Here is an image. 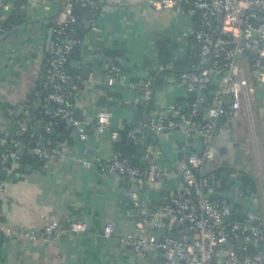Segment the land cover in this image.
Returning a JSON list of instances; mask_svg holds the SVG:
<instances>
[{
	"label": "crops",
	"instance_id": "0c3cea01",
	"mask_svg": "<svg viewBox=\"0 0 264 264\" xmlns=\"http://www.w3.org/2000/svg\"><path fill=\"white\" fill-rule=\"evenodd\" d=\"M153 1L156 0H105L103 7L92 16L89 29L83 27L81 39L75 37L76 44L81 46L68 64L69 73L78 78L70 79L66 89L73 95L72 102L68 103L71 113L88 125L87 139L78 140L74 130L67 129L69 126L65 123L62 129L51 128L56 129V135L50 134L53 140L45 144H54L58 156L50 164L40 161L31 152V142L44 143L40 135L44 127L32 122L33 117L28 114L30 108L37 107L38 101L28 103L37 97L45 81L48 53L45 43L49 31L64 19L63 0H27L21 7L24 22L7 32L9 35L0 43V140L20 137V124H24L26 130L29 127L30 136L39 137L20 142L17 159L0 171V179L5 182L0 197V227L14 233L10 237L0 234V264L157 263V253H150L148 260L143 261L118 241V236L132 231L131 203L124 193L129 185L144 204L160 207L171 196L176 182L172 181L162 190L147 189L144 181L135 180L115 186L96 169L82 164V160L93 156L109 161L114 153L115 142L108 134H97L91 126L99 111L113 112L109 131L119 134L147 118L145 109H138L142 106L141 92L130 90V82L154 77L151 117L168 114L171 106L182 107L186 100L185 89L167 82L165 77L172 70L192 69L198 62V45L192 36L184 35L196 27V18L186 7L156 9L151 5ZM160 40L168 42L170 61L166 64L158 55L156 43ZM83 67L90 68L87 78L82 77ZM112 69L120 71L124 79L108 86L106 80ZM247 77L256 87L251 118L242 112L240 117L227 116L220 121L213 140L216 157L207 163L203 173L211 175L214 181V202L231 203L233 215L238 212L237 217L245 216L243 209L249 207L262 222L264 83H259L250 71ZM176 136L164 133L156 137L157 149L162 152L165 164L178 158ZM233 143H239L246 151L242 164L233 162ZM22 146L25 150L20 153ZM221 149L224 153H220ZM230 179H235L234 189L240 187L244 192V203L230 201ZM70 220L87 223L88 231L70 233ZM47 221L59 223L64 232L44 242L42 229ZM107 223L115 227V236L110 239L102 235ZM261 224L264 229L263 222Z\"/></svg>",
	"mask_w": 264,
	"mask_h": 264
},
{
	"label": "built area",
	"instance_id": "2783aa9c",
	"mask_svg": "<svg viewBox=\"0 0 264 264\" xmlns=\"http://www.w3.org/2000/svg\"><path fill=\"white\" fill-rule=\"evenodd\" d=\"M104 1L63 0L64 19L52 29L54 38L47 53L42 84L45 92L43 113L53 121L44 126L46 133L51 131L52 123L63 120L74 130L78 140L87 139L88 125L74 118L67 104L73 95L67 91L66 83L78 78L67 70L69 56L76 45L67 28L79 24L73 13L75 5L94 16ZM12 2L0 0V22L13 10ZM151 5L156 9L187 7L196 18V27L184 35L192 36L198 45L197 65L192 69L172 70L165 77L167 82L185 89L184 110L178 104L173 105L168 114L159 113L138 121L127 132V138L135 145L148 141L143 154L145 170L127 164L115 153L109 161L93 156L82 160V164L96 169L115 186L135 180L144 181L147 189L162 190L172 181L176 182L171 196L160 207L144 204L129 185L125 189L124 195L131 203L132 231L118 236V241L141 260L147 261L150 253L155 252L159 256L156 264H264V229L260 217L248 207L244 219H232L231 203L214 202L212 176L203 173L206 164L216 157L213 140L220 121L227 116L240 117L242 112L251 118L256 87L249 82L247 71L259 83H264V0H156ZM4 34L0 29V37ZM123 79L120 71L112 69L106 83L112 86L116 80ZM128 88L141 92L142 106L153 102L154 77L130 82ZM192 94L194 98L189 100ZM228 98L229 103L226 102ZM199 117L201 119L196 120ZM112 118L111 110L99 111L91 126L97 134H108L117 142L119 133L109 131ZM18 127L21 132L26 130L24 124ZM164 133L177 134L178 158L171 164H165L156 145V137ZM198 141H202L200 153L197 152ZM19 145L20 142L7 140V137L0 140V169L17 159ZM32 154L46 164L53 163L58 156L56 150L39 144L32 149ZM4 190L5 182L0 179V197ZM245 199L240 187L230 196L231 202ZM256 220L260 221L259 225L253 224ZM68 230L84 234L88 225L70 220ZM63 232L59 223L47 221L42 229V241L58 238ZM1 233L8 237L14 235L0 227ZM102 235L105 239L113 238L114 225L105 224ZM238 243L242 245L241 250L237 248Z\"/></svg>",
	"mask_w": 264,
	"mask_h": 264
},
{
	"label": "trees",
	"instance_id": "16d2710c",
	"mask_svg": "<svg viewBox=\"0 0 264 264\" xmlns=\"http://www.w3.org/2000/svg\"><path fill=\"white\" fill-rule=\"evenodd\" d=\"M26 1L27 0H14L13 10L8 15V17L3 20V22H0V29L2 31H5V33L11 32L16 27H18L19 25H21L24 22L25 18H24L23 12H21V7L26 4ZM73 13L76 16V18L78 19L79 24L68 27L67 33H68V35H74V39H75V37L78 39H81L82 34L84 32V30H83L84 21H85L88 13L86 10L80 8L77 5L74 6ZM52 38H54V36H52ZM156 44H157V50H158V55H159L160 60L162 61L163 64L168 63L170 61V56H169V52L167 49L168 42L166 40H160ZM75 54L76 53H75V49H74L69 56V60L73 59L75 57ZM197 63L193 64L192 68H194L197 65ZM67 70H68V72H71L69 69V64H67ZM44 97H45V92L43 91V88L41 87L37 93V97L32 98L30 100V103H28V104H31L32 103L31 101H34V100L38 101L37 107L34 109L30 108V110L28 111V114H29V117H33L32 122H39V124L42 127H44L48 122H53L47 115H45L43 113L42 106L45 104L44 103ZM193 98H194V94L190 95L189 100H192ZM152 107H153V105L150 103L146 106H140L138 109H139V111L145 109V111L148 114L147 118H149L150 117L149 113H151ZM69 110H70V108H69ZM72 116L75 118V116L73 114H72ZM200 119H201V117L197 118L196 120H200ZM143 120L144 119H142L140 121H143ZM59 122L60 121L56 120L55 123H52L51 128H56L58 126ZM28 128H27V130L21 132L20 137L12 136L9 138V140L14 139L18 142L27 143L31 140L39 139L38 136L37 137L30 136V132H29ZM128 131L129 130H125L124 132H121L119 134V140L117 142H115V144H114V153L119 156L120 160L125 161L127 164H129L133 167L145 170L147 168V165L143 159V154H144L146 144L148 141L140 142V143L135 145L127 138V132ZM40 135H41V138H43V140H44V143H42L41 146L45 147L46 149H53L54 144H51V145L45 144V141L53 140V138L50 135V132L46 133L43 130V132H41ZM6 167H7V165L5 167H1L0 170H5ZM211 182H212V187H213L214 181H211ZM242 189L245 191L244 186ZM235 219L236 220H242V219H244V216L237 217ZM240 252L243 253L242 251H240Z\"/></svg>",
	"mask_w": 264,
	"mask_h": 264
},
{
	"label": "water",
	"instance_id": "95a60500",
	"mask_svg": "<svg viewBox=\"0 0 264 264\" xmlns=\"http://www.w3.org/2000/svg\"><path fill=\"white\" fill-rule=\"evenodd\" d=\"M91 19H92V15L91 14H87V16H86V22L84 23L85 29H89ZM7 35H9V34H6L5 33L2 37H0V43L7 37ZM52 35H53V32H52V30H50L49 33H48L47 39H46V43H45V51L46 52L49 51L50 43H51V40H52ZM71 37L74 38V35H71ZM241 45H243V41H242ZM80 46H81V44L80 43H77L75 45V48L74 49L75 50H79L80 49ZM238 58H241V54L238 55ZM73 65H74V67H76V66H78V63L75 62ZM81 72H82V77L83 78H87L88 72H90V68L83 67L82 70H81ZM71 83L73 84L74 81L71 80ZM229 101H230V98H228L226 102L229 103ZM71 102H72V99H68L67 100V104L68 103H71ZM181 109L184 110V105H182ZM19 111L21 112L22 109H20ZM63 126H64V121L63 120H60L57 128L62 129ZM68 128H71V127H67V129ZM50 134L51 135H56V129H52L50 131ZM41 142H43V139H41ZM36 144H37L36 142H31V144H30L31 149H33ZM19 150H20L19 152L21 153L23 150H25V148L22 146V147L19 148ZM201 150H202V141H198V143H197V152L200 153ZM232 150H233V162H234V164H237V165L238 164H242L243 157L246 154L245 149L242 148L239 143H233L232 144ZM224 151H225L224 149L223 150L221 149L220 153H224ZM234 181H235V179H230V181H229V185L231 187V188H229V193H233V191H234ZM247 212H248V208H244L242 213L246 214ZM237 213L238 212H235L234 213L232 219H235L237 217ZM253 224L254 225H259L260 224V221L256 220V221L253 222ZM237 248H238V250H241L242 249L241 243H238L237 244Z\"/></svg>",
	"mask_w": 264,
	"mask_h": 264
},
{
	"label": "rangeland",
	"instance_id": "374dc122",
	"mask_svg": "<svg viewBox=\"0 0 264 264\" xmlns=\"http://www.w3.org/2000/svg\"><path fill=\"white\" fill-rule=\"evenodd\" d=\"M214 147H216L215 144H214ZM206 165H207V164H206ZM262 222H263V225H264V217H263V221H262Z\"/></svg>",
	"mask_w": 264,
	"mask_h": 264
}]
</instances>
